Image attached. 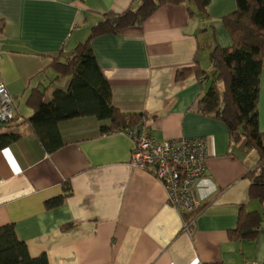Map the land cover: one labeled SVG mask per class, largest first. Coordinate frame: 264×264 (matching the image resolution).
I'll use <instances>...</instances> for the list:
<instances>
[{
	"label": "crops",
	"instance_id": "obj_1",
	"mask_svg": "<svg viewBox=\"0 0 264 264\" xmlns=\"http://www.w3.org/2000/svg\"><path fill=\"white\" fill-rule=\"evenodd\" d=\"M137 0H0V83L15 103L11 128L20 136L0 150V226L12 224L31 256L48 264H264V221L254 239L232 241L240 209L264 216L248 195L247 173L257 152L235 142L224 123L203 114L198 99L209 85L195 64L211 70L216 46H230L222 18L236 0H210L203 15L164 4L140 26L91 39L90 46L123 113H141L157 140L205 137L209 154L195 190L200 212L187 231V214L171 208L161 182L130 163L132 142L122 132H101L108 120L84 116L58 123L64 145L47 152L22 121L34 108L30 94L65 87L53 58L84 42L107 11ZM259 128L264 132V72ZM0 123V133L5 132ZM70 193L47 208L50 199Z\"/></svg>",
	"mask_w": 264,
	"mask_h": 264
},
{
	"label": "trees",
	"instance_id": "obj_2",
	"mask_svg": "<svg viewBox=\"0 0 264 264\" xmlns=\"http://www.w3.org/2000/svg\"><path fill=\"white\" fill-rule=\"evenodd\" d=\"M123 12L107 11L94 24L87 39L78 44L69 55L58 54L53 58L55 80L69 78L65 87H52L49 98L45 92L35 89L28 103L34 111L22 123H26L43 149L53 152L64 145L58 123L71 118L93 116L108 120L101 132L119 130L135 125L141 113H123L112 104L111 88L99 67L90 46L93 38L117 34L122 30L140 26L157 8L164 4L184 5L189 14L194 10L205 15L210 0H137ZM222 24L230 37V46L216 45L209 55L210 71L198 64L177 71V78L188 72L209 80L206 92L198 99V109L205 115L221 120L235 142L257 152V163L247 173L250 180L248 195L264 203V132L259 128L258 101L260 78L264 72V0H236L235 9L222 18ZM14 118L4 124L0 133V150L16 140L20 134L11 128ZM46 202L53 208L63 202L70 193ZM200 211V210H199ZM264 221L257 211L240 209L237 223L228 230L232 241L254 239ZM0 264H48L45 255L31 256L25 243L19 239L12 224L0 226Z\"/></svg>",
	"mask_w": 264,
	"mask_h": 264
},
{
	"label": "built area",
	"instance_id": "obj_3",
	"mask_svg": "<svg viewBox=\"0 0 264 264\" xmlns=\"http://www.w3.org/2000/svg\"><path fill=\"white\" fill-rule=\"evenodd\" d=\"M15 115V103L4 83H0V123L10 122ZM118 131L132 142L130 163L149 170L163 185L168 205L187 214L183 220L189 231L200 211L201 199L195 190L197 180L205 172L209 140L205 137H179L157 140L149 133L145 117Z\"/></svg>",
	"mask_w": 264,
	"mask_h": 264
}]
</instances>
